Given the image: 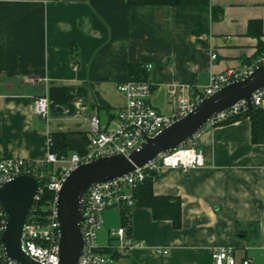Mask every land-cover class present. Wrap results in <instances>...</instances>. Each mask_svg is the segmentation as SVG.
Segmentation results:
<instances>
[{
    "label": "crops",
    "instance_id": "obj_1",
    "mask_svg": "<svg viewBox=\"0 0 264 264\" xmlns=\"http://www.w3.org/2000/svg\"><path fill=\"white\" fill-rule=\"evenodd\" d=\"M210 4L223 8L221 19H212L210 7L0 0V160L44 161L53 132L69 133L68 155H84L89 124L75 103L81 101L88 115L97 113L106 127L115 126L127 102L117 87L130 79L131 64L152 65L150 102L165 115L173 112L169 84L201 89L214 73L250 65L264 52V0ZM255 19L262 21L260 39L249 32ZM196 23L206 31L196 34ZM55 86L75 88L73 110L46 120L34 113L33 101ZM260 106L264 111V100ZM198 141L201 167H168L152 179L156 195L181 200L180 227L135 206L128 233L144 246L120 253L117 264H213L219 246L232 250L236 264H264V142H252L249 117L204 127ZM121 226L120 210H107L100 246L111 242L110 229Z\"/></svg>",
    "mask_w": 264,
    "mask_h": 264
},
{
    "label": "built area",
    "instance_id": "obj_2",
    "mask_svg": "<svg viewBox=\"0 0 264 264\" xmlns=\"http://www.w3.org/2000/svg\"><path fill=\"white\" fill-rule=\"evenodd\" d=\"M216 58L217 54L213 52L211 59ZM262 64H264V52L243 69H228L212 74L209 83L201 89H194L188 84H169L168 96L173 107L171 115L160 113L151 104L152 83L149 77L146 80L128 79L117 87L126 95L127 102L118 112V121L113 127L103 125L97 113L91 115L84 113L86 106L81 101L75 103L77 115L83 116L89 124V140L84 155L72 153L58 156L49 152L46 159L40 162L27 159L0 160V186L20 175L33 176L39 184V181L45 177L42 171L39 172V167L44 163L54 166V170L50 172L44 183V186L54 192V200L49 206V213L44 221L39 222L33 217L27 219L22 250L40 264H58L61 225L57 219V197L64 181L74 169L82 163L100 157L115 154L128 156L132 151L139 150L147 138L158 135L176 120L192 112L204 98L229 83L244 79ZM144 67L149 74L152 65L146 64ZM251 100L253 106H260L264 100V87L255 91ZM247 108H249L248 102L242 99L229 109L213 114L204 127L223 124L239 111ZM33 111L46 120L50 118V101L47 95L34 99ZM203 164L204 157L196 133L182 145L153 157L145 165L136 167L123 176L93 184L88 189L81 208L80 227L83 248L78 264H117L115 253L130 255L135 247L144 246L135 243L125 226L109 230L111 242L105 247L99 244V232L103 227L104 213L107 210L127 208L132 211L136 206L135 186L144 179L147 172H159L168 167L188 171ZM41 192L39 184L34 201L39 199ZM0 217L1 229L4 231L8 215L2 205H0ZM212 259L213 264H236L232 250L226 246L216 247L212 252ZM0 264H20L7 256L3 244L0 248ZM242 264H249V261L244 260Z\"/></svg>",
    "mask_w": 264,
    "mask_h": 264
},
{
    "label": "water",
    "instance_id": "obj_3",
    "mask_svg": "<svg viewBox=\"0 0 264 264\" xmlns=\"http://www.w3.org/2000/svg\"><path fill=\"white\" fill-rule=\"evenodd\" d=\"M264 87V64L247 77L223 86L204 98L189 114L176 120L154 137L147 138L139 150L128 156L115 154L82 163L64 181L57 197V219L61 225L58 264H78L83 248L82 203L88 189L95 183L123 176L145 165L153 157L176 148L198 133L215 113L229 109L245 99L252 109V94ZM38 181L20 175L0 186V205L8 215L1 236L7 256L20 264H40L22 250L24 228L35 200Z\"/></svg>",
    "mask_w": 264,
    "mask_h": 264
},
{
    "label": "trees",
    "instance_id": "obj_4",
    "mask_svg": "<svg viewBox=\"0 0 264 264\" xmlns=\"http://www.w3.org/2000/svg\"><path fill=\"white\" fill-rule=\"evenodd\" d=\"M129 8L141 5H170V6H192V7H210L212 10V19L219 20L223 17V8L210 4V0H127ZM262 21L255 19L249 22V32L260 37L262 36ZM206 31L203 24L196 23L194 32L200 34ZM130 79L146 80L149 77L143 65L131 64L129 67ZM75 88L65 86L51 87L48 93L50 101V113L52 116L62 114L64 109L73 110V99ZM244 117H249L251 120V139L254 143L264 142V111L261 106H254L252 109L247 108L239 111L224 123L235 122ZM68 132H53L49 135V151L58 156H67V137ZM54 170L52 164L44 163L39 167V172L42 171L45 177L39 181L42 192L39 199L33 202L28 214V219L32 217L39 222L46 219L49 213V206L54 200V192L44 186L47 176ZM157 172L149 171L144 179L137 183L134 189V198L136 206H146L151 208L155 219H170L174 227H180L182 220L181 200L173 196L156 195L153 190V177ZM122 216V224L127 226V231H130L131 211L127 208L120 209ZM1 217H0V248L2 245L1 236ZM115 257L119 253H115Z\"/></svg>",
    "mask_w": 264,
    "mask_h": 264
},
{
    "label": "rangeland",
    "instance_id": "obj_5",
    "mask_svg": "<svg viewBox=\"0 0 264 264\" xmlns=\"http://www.w3.org/2000/svg\"><path fill=\"white\" fill-rule=\"evenodd\" d=\"M117 209H114V211H116Z\"/></svg>",
    "mask_w": 264,
    "mask_h": 264
}]
</instances>
